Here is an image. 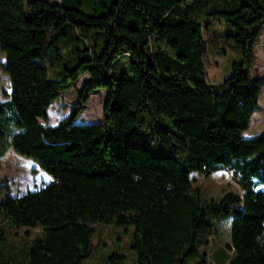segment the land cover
Wrapping results in <instances>:
<instances>
[{
	"label": "trees",
	"instance_id": "obj_1",
	"mask_svg": "<svg viewBox=\"0 0 264 264\" xmlns=\"http://www.w3.org/2000/svg\"><path fill=\"white\" fill-rule=\"evenodd\" d=\"M215 23L232 28L227 39L242 57L209 83L204 35ZM66 24L77 40L100 31L104 45L79 49L77 63L51 77L47 58L57 52L61 61L57 44L75 40L62 32ZM263 31L264 0H0V65L14 114L9 128L0 103V158L12 149L52 177L17 196L0 179V244L13 227H41L28 242V264H82L103 223L133 226L138 264H206L199 235L209 242V218L231 215L229 264H264V131L244 136L262 91L251 70ZM124 54L131 74L118 75L114 62ZM85 74L71 112L41 124ZM99 89L103 122L77 123ZM221 168L241 193L203 202L190 172ZM108 261L125 257L114 252ZM0 264L18 260L0 250Z\"/></svg>",
	"mask_w": 264,
	"mask_h": 264
},
{
	"label": "rangeland",
	"instance_id": "obj_2",
	"mask_svg": "<svg viewBox=\"0 0 264 264\" xmlns=\"http://www.w3.org/2000/svg\"><path fill=\"white\" fill-rule=\"evenodd\" d=\"M62 32L69 38H74L72 42L57 44V49L62 58L61 61H54L59 57L56 52L47 58L45 64L51 77H55L57 72L65 66H73L77 63L80 50L89 46L98 53L104 45L103 34L98 30H92L85 37L77 40V30L66 24ZM232 32V28L225 23H215L212 31L205 33L204 37L208 42V50L204 58L206 65V78L209 83L221 82L231 71V63L238 61L242 57L238 45L227 39V35ZM55 33L48 35V40H52ZM64 38V36H62ZM85 54V53H83ZM82 54V55H83ZM255 64L251 70L253 79H259L262 91L258 99L256 111L254 112L249 128L244 131V136L253 137L264 131V31L255 48ZM5 61V54L0 51V63ZM131 58L128 55H121L114 62V70L118 75L124 72L131 74ZM88 78V74L81 77L78 83L70 90L62 93L58 100L49 108L48 124L55 125L62 118L67 116L77 104L78 94L83 83ZM12 96L10 78L3 71L0 65V103H3L4 114L8 117L9 128L13 127L14 114L9 102ZM106 100L104 89L96 90L89 102L84 106L77 123H102L103 106ZM190 177L201 192V200H220L228 192H240L238 182L231 173L225 169H217L209 174L192 170ZM0 179L3 183H8L7 194L17 196L28 190H37L47 184L52 177L36 162L27 156H23L10 149L4 157L0 158ZM6 194H0V202L4 200ZM2 214L0 213V219ZM209 221L213 223L215 234L209 238L206 234H200L197 240V250L201 254H206V264H229L235 257L230 248V230L233 222L231 215L211 216ZM93 235L94 251L91 257L82 264H110L108 257L117 252L125 257V264H138L136 253L131 248L134 228L133 226H114L103 223L94 225ZM41 227H13L6 233V241L0 244V250L6 256L12 255L18 260V264H28L27 245L28 242L41 235Z\"/></svg>",
	"mask_w": 264,
	"mask_h": 264
},
{
	"label": "water",
	"instance_id": "obj_3",
	"mask_svg": "<svg viewBox=\"0 0 264 264\" xmlns=\"http://www.w3.org/2000/svg\"><path fill=\"white\" fill-rule=\"evenodd\" d=\"M253 116V115H252ZM41 124L48 125V122L41 121Z\"/></svg>",
	"mask_w": 264,
	"mask_h": 264
}]
</instances>
